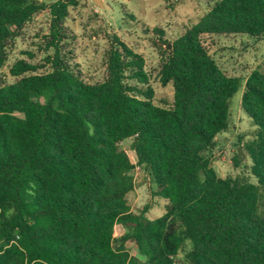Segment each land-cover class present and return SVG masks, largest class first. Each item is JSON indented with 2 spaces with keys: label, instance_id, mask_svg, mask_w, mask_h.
<instances>
[{
  "label": "trees",
  "instance_id": "obj_1",
  "mask_svg": "<svg viewBox=\"0 0 264 264\" xmlns=\"http://www.w3.org/2000/svg\"><path fill=\"white\" fill-rule=\"evenodd\" d=\"M168 5L178 0H163ZM79 0H0V69L34 16L49 11L42 63L24 59L0 82V264H264V72L229 76L206 36L264 37V0H219L175 42L161 48L170 107L155 105L145 60L114 37L107 75L91 84L73 64L66 27ZM256 128L239 138L252 183L212 166L230 129L231 101ZM251 137L250 141L245 140ZM166 213H134L136 166ZM244 156V157H245ZM239 151L235 165L244 161ZM126 232L120 239L115 228ZM133 244L142 260L131 255Z\"/></svg>",
  "mask_w": 264,
  "mask_h": 264
},
{
  "label": "rangeland",
  "instance_id": "obj_2",
  "mask_svg": "<svg viewBox=\"0 0 264 264\" xmlns=\"http://www.w3.org/2000/svg\"><path fill=\"white\" fill-rule=\"evenodd\" d=\"M39 1L52 4L57 0ZM79 1V6L71 9L66 27L72 37L69 47L73 51L72 64L83 79L91 84L105 79L107 55L114 37H118L144 58L145 71L155 92V105L170 107L174 101L173 85L163 86L160 78L163 43L175 42L219 0H178L170 5L163 0ZM49 25V11L37 14L27 23L22 36L10 51L7 63L0 69V82L16 81L10 74V68L18 60L42 63L45 56L44 37L49 33ZM204 42L218 66L229 76L241 78L243 86L254 71L264 72V37L206 36ZM243 90L241 88L231 101L229 131L217 138L216 152L209 154V157L220 177H245L252 183H257L251 175V161L246 156L239 167L235 165L236 155L239 148H242L239 146V138L251 135V131L256 128L253 119L242 108ZM250 140L251 137H248L244 143ZM121 147L137 167L138 158L133 151V141H125ZM134 170L131 175L135 190L128 197L133 212L140 213L148 207V219L162 217L167 210V201L153 195L151 182L148 178H142L146 175L142 169ZM125 232V228L118 225L115 228L116 239H120ZM128 249L132 256L142 260L133 244H128ZM191 249L188 244L175 258L176 263L187 264L185 256Z\"/></svg>",
  "mask_w": 264,
  "mask_h": 264
},
{
  "label": "water",
  "instance_id": "obj_3",
  "mask_svg": "<svg viewBox=\"0 0 264 264\" xmlns=\"http://www.w3.org/2000/svg\"><path fill=\"white\" fill-rule=\"evenodd\" d=\"M96 3H98V2H96ZM239 155H240V157H244L245 156V153H244L242 148H239Z\"/></svg>",
  "mask_w": 264,
  "mask_h": 264
},
{
  "label": "built area",
  "instance_id": "obj_4",
  "mask_svg": "<svg viewBox=\"0 0 264 264\" xmlns=\"http://www.w3.org/2000/svg\"><path fill=\"white\" fill-rule=\"evenodd\" d=\"M135 169H141V167L140 166H137ZM135 171V170H134Z\"/></svg>",
  "mask_w": 264,
  "mask_h": 264
},
{
  "label": "crops",
  "instance_id": "obj_5",
  "mask_svg": "<svg viewBox=\"0 0 264 264\" xmlns=\"http://www.w3.org/2000/svg\"><path fill=\"white\" fill-rule=\"evenodd\" d=\"M218 137H219V136H218ZM142 178H144V177H142ZM117 226H118V225H117ZM117 226H116V227H117Z\"/></svg>",
  "mask_w": 264,
  "mask_h": 264
}]
</instances>
